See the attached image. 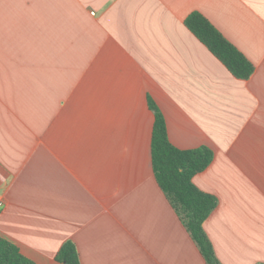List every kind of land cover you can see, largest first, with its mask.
Returning <instances> with one entry per match:
<instances>
[{"label": "crops", "instance_id": "obj_1", "mask_svg": "<svg viewBox=\"0 0 264 264\" xmlns=\"http://www.w3.org/2000/svg\"><path fill=\"white\" fill-rule=\"evenodd\" d=\"M149 102L172 146L214 154L192 182L217 259L264 264V0H0V235L35 264L66 241L81 264H206L154 177Z\"/></svg>", "mask_w": 264, "mask_h": 264}, {"label": "trees", "instance_id": "obj_2", "mask_svg": "<svg viewBox=\"0 0 264 264\" xmlns=\"http://www.w3.org/2000/svg\"><path fill=\"white\" fill-rule=\"evenodd\" d=\"M186 28L208 51L239 80H247L254 66L200 13L192 12L184 20ZM155 113L151 138L152 169L156 182L174 209L206 264H221L206 235L203 223L217 206L213 195L200 191L192 182L213 160L207 147L179 150L168 140L164 119L152 102ZM59 264H81L75 245L66 241L58 250ZM0 264H35L25 257L19 247L0 235Z\"/></svg>", "mask_w": 264, "mask_h": 264}, {"label": "built area", "instance_id": "obj_3", "mask_svg": "<svg viewBox=\"0 0 264 264\" xmlns=\"http://www.w3.org/2000/svg\"><path fill=\"white\" fill-rule=\"evenodd\" d=\"M91 14H92V15H94V13H93V12H92Z\"/></svg>", "mask_w": 264, "mask_h": 264}]
</instances>
